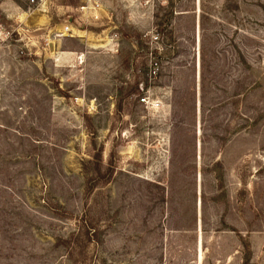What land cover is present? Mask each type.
Returning a JSON list of instances; mask_svg holds the SVG:
<instances>
[{
  "label": "rangeland",
  "instance_id": "1",
  "mask_svg": "<svg viewBox=\"0 0 264 264\" xmlns=\"http://www.w3.org/2000/svg\"><path fill=\"white\" fill-rule=\"evenodd\" d=\"M0 264H264V0H0Z\"/></svg>",
  "mask_w": 264,
  "mask_h": 264
},
{
  "label": "built area",
  "instance_id": "2",
  "mask_svg": "<svg viewBox=\"0 0 264 264\" xmlns=\"http://www.w3.org/2000/svg\"><path fill=\"white\" fill-rule=\"evenodd\" d=\"M32 2H34V0H32ZM65 30H66V31H70V27L67 26V27L65 28ZM156 72H157V68H154L153 70H151V73H152L153 75L156 74ZM146 101H147V98H146V97H142V98H141V102L146 103Z\"/></svg>",
  "mask_w": 264,
  "mask_h": 264
}]
</instances>
